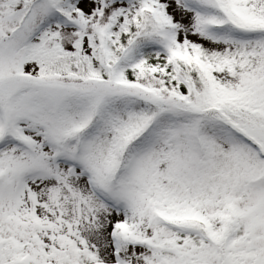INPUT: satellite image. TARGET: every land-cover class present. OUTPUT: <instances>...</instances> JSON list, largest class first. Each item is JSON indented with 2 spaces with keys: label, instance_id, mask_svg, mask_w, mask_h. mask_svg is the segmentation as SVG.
Masks as SVG:
<instances>
[{
  "label": "snow or ice",
  "instance_id": "6c2138e0",
  "mask_svg": "<svg viewBox=\"0 0 264 264\" xmlns=\"http://www.w3.org/2000/svg\"><path fill=\"white\" fill-rule=\"evenodd\" d=\"M0 264H264V0H0Z\"/></svg>",
  "mask_w": 264,
  "mask_h": 264
}]
</instances>
